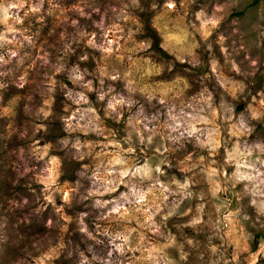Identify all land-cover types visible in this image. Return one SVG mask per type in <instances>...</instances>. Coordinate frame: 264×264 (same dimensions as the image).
I'll list each match as a JSON object with an SVG mask.
<instances>
[{
  "label": "clouds",
  "instance_id": "obj_1",
  "mask_svg": "<svg viewBox=\"0 0 264 264\" xmlns=\"http://www.w3.org/2000/svg\"><path fill=\"white\" fill-rule=\"evenodd\" d=\"M257 75L264 0H0V264H264Z\"/></svg>",
  "mask_w": 264,
  "mask_h": 264
},
{
  "label": "rangeland",
  "instance_id": "obj_2",
  "mask_svg": "<svg viewBox=\"0 0 264 264\" xmlns=\"http://www.w3.org/2000/svg\"><path fill=\"white\" fill-rule=\"evenodd\" d=\"M59 19V17H57V20ZM152 31L157 34L158 31H159V25H157L156 21L154 20L153 23H152ZM161 40H163V37L160 38ZM44 42V41H42ZM47 43L50 45L52 43H54V40H49L47 41ZM256 81H257V87H260V81L264 78H262L261 76L257 75V77L255 78ZM255 106H259L258 105V102H256V105ZM243 105H240L238 108H237V111H240L243 109ZM12 123V117H11V112L8 108V105H4L2 107H0V125H4V130L7 129V127ZM20 124L21 126L23 125V119H21L20 121ZM13 160V162L15 161L16 157L13 156L11 158ZM11 190V185L8 186V189L7 191L10 192ZM16 191H22V189H16Z\"/></svg>",
  "mask_w": 264,
  "mask_h": 264
},
{
  "label": "trees",
  "instance_id": "obj_3",
  "mask_svg": "<svg viewBox=\"0 0 264 264\" xmlns=\"http://www.w3.org/2000/svg\"><path fill=\"white\" fill-rule=\"evenodd\" d=\"M153 34L155 35V33L153 32Z\"/></svg>",
  "mask_w": 264,
  "mask_h": 264
}]
</instances>
